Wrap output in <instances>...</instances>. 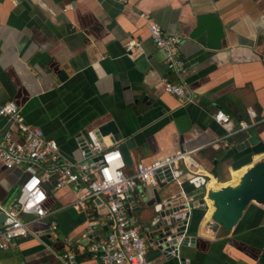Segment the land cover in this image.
<instances>
[{"label": "crops", "instance_id": "1", "mask_svg": "<svg viewBox=\"0 0 264 264\" xmlns=\"http://www.w3.org/2000/svg\"><path fill=\"white\" fill-rule=\"evenodd\" d=\"M209 13L222 25L217 49L207 48L203 35L189 38L195 18ZM147 20L180 39L181 77L148 39ZM130 40L138 44L139 54H124L122 45ZM163 76L181 83L188 100L164 93L158 83ZM5 101L14 102L24 123L54 141L67 161L80 160V135L112 120L122 139L113 143L106 136L101 142L120 152L126 173L137 163L197 150L194 159L217 182L236 181L247 167L234 172L220 163L236 145H243L240 154L252 152L253 163H264V122L219 141L246 119L247 109L264 119V0H0V103ZM217 111L229 117L227 124L214 122ZM5 133L20 140L0 117V141ZM25 166L0 165V207L16 198ZM185 179L189 191L199 184L195 176ZM150 189L138 185L129 206ZM45 192L44 208L53 215L32 222L33 235L0 251V264H58L66 252L64 239L83 228L84 214L69 207L82 187H46ZM211 212L208 206L199 223V213L193 214L185 233L191 242L177 258L164 256L144 239L147 263L264 264V205L249 204L228 232L209 229ZM96 214L103 216L104 207ZM50 220L57 224L54 232L48 231ZM97 221L94 239L105 233L104 222ZM74 262L98 264L84 256Z\"/></svg>", "mask_w": 264, "mask_h": 264}, {"label": "built area", "instance_id": "2", "mask_svg": "<svg viewBox=\"0 0 264 264\" xmlns=\"http://www.w3.org/2000/svg\"><path fill=\"white\" fill-rule=\"evenodd\" d=\"M145 26L150 42L163 52L165 64L181 77L184 67L178 51L180 39L175 34L165 33L153 21L147 20ZM122 47L124 54L128 56L137 55L140 51L138 44L131 40L125 42ZM158 83L164 93L178 101L188 100L185 87L181 83L172 82L165 76L160 77ZM0 117L14 127L20 139L14 142L10 133H5L0 141V165L11 169L26 163V178L16 198L7 207H0L4 214L0 226L1 252L10 249L15 241L33 235L29 230L32 222L53 215L54 212L44 208L47 200L46 187L59 189L72 185L82 187L83 193L71 202L69 207L76 212H82L85 222L77 234L64 239L66 252L58 258L59 261L63 264H73L77 256H84L98 264H148L145 259V240L140 237L141 226L131 221L126 214V209L132 203H129V200L137 186L155 187L158 178H163L165 171L173 173L181 170L188 175L204 179L201 190L206 203L207 193L212 190L207 189L206 184L210 177L217 181L216 177L210 175L194 159L193 155L197 150L181 151L149 163H137L131 173H126L120 152L104 145L93 130L80 135V160L72 162L61 157L54 141L45 139L40 130L24 123L14 102L0 103ZM213 120L222 126L228 123L229 117L222 111H217ZM262 122L264 119L257 118L253 110L247 109L246 119L240 120L237 129L227 132L219 141ZM31 162L46 168L39 169ZM96 200H99V204H96ZM99 206L104 207L105 233L102 237L94 239L92 232L99 225L96 219ZM47 227L49 232H54L57 224L50 220ZM175 257L177 258V255ZM180 263L188 264V260H180Z\"/></svg>", "mask_w": 264, "mask_h": 264}, {"label": "water", "instance_id": "3", "mask_svg": "<svg viewBox=\"0 0 264 264\" xmlns=\"http://www.w3.org/2000/svg\"><path fill=\"white\" fill-rule=\"evenodd\" d=\"M64 28L67 32H72L69 23H65ZM201 35L205 38L207 48H219L223 32L222 25L215 15L209 13L198 15L195 18V26L189 38L195 39ZM145 99L146 97H143V100ZM95 132L98 138L109 136L113 143L122 139L112 120L99 124ZM242 147V144L236 145L232 152L220 161L221 164H227L231 171L247 166L237 183L224 185L207 193V199L213 208L207 221L211 231L220 227L228 232L237 224L249 204L264 205V163L261 161L253 163L252 152L247 149H244L245 153L240 154L238 151ZM31 163L40 167L38 163ZM212 163L215 164L216 160ZM181 173L165 171L163 178L160 176L156 186L151 187L149 195L141 192L139 199L126 209V214L131 221L141 226L140 237L146 239L149 244L155 246L167 257H175L181 247L189 246L191 240L185 233L193 214L199 213L197 221L199 223L207 211L201 190L204 179L195 177L199 184L189 191L184 189L183 184L187 183L188 180L185 178L190 175L186 174L187 176L183 177ZM178 188L180 190L174 192L173 189ZM132 201L131 198L129 203ZM132 213H135L134 218H132ZM3 219L4 214L1 213L0 226ZM58 264L63 263L58 261Z\"/></svg>", "mask_w": 264, "mask_h": 264}, {"label": "bare ground", "instance_id": "4", "mask_svg": "<svg viewBox=\"0 0 264 264\" xmlns=\"http://www.w3.org/2000/svg\"><path fill=\"white\" fill-rule=\"evenodd\" d=\"M247 166H245V167H242V168H240V169H238V170H236V171H234V172H238V171H241V170H243L244 168H246ZM242 175V174H241ZM239 176V173L237 174V177ZM212 178L213 177H210V180L207 182V184H206V187H207V189H211V188H218L219 186H216L214 183H213V181H212ZM216 181V180H215ZM237 181L238 180H236V181H233V182H225V183H223V182H217V183H219V184H223V186L224 185H235L236 183H237ZM221 187V186H220ZM212 190H216V189H212ZM206 205H207V209H208V206H209V210L210 211H212V206H211V202L208 200V199H206Z\"/></svg>", "mask_w": 264, "mask_h": 264}, {"label": "rangeland", "instance_id": "5", "mask_svg": "<svg viewBox=\"0 0 264 264\" xmlns=\"http://www.w3.org/2000/svg\"><path fill=\"white\" fill-rule=\"evenodd\" d=\"M208 164H210V161L208 160ZM201 167L202 168H205V166H202L201 165ZM182 174V173H181ZM50 180H52V177L50 178ZM174 190V192H176V189H173ZM140 195V194H139ZM72 209V208H71ZM73 210V209H72ZM96 219H98L101 223H103L105 220H104V217L103 216H97V218Z\"/></svg>", "mask_w": 264, "mask_h": 264}, {"label": "trees", "instance_id": "6", "mask_svg": "<svg viewBox=\"0 0 264 264\" xmlns=\"http://www.w3.org/2000/svg\"><path fill=\"white\" fill-rule=\"evenodd\" d=\"M213 174V173H212Z\"/></svg>", "mask_w": 264, "mask_h": 264}]
</instances>
